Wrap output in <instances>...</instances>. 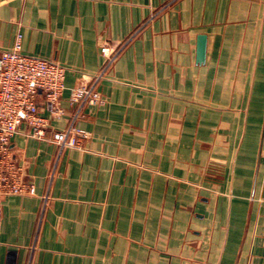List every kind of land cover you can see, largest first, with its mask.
<instances>
[{"label":"crops","instance_id":"0c3cea01","mask_svg":"<svg viewBox=\"0 0 264 264\" xmlns=\"http://www.w3.org/2000/svg\"><path fill=\"white\" fill-rule=\"evenodd\" d=\"M19 36L66 70L47 137H89H15L36 195L2 198L0 264H264V0H0V57Z\"/></svg>","mask_w":264,"mask_h":264},{"label":"built area","instance_id":"2783aa9c","mask_svg":"<svg viewBox=\"0 0 264 264\" xmlns=\"http://www.w3.org/2000/svg\"><path fill=\"white\" fill-rule=\"evenodd\" d=\"M121 47L102 48L104 64L101 72L72 93L71 101L80 107L102 103L97 86L114 61ZM66 70L60 64L27 56L22 52L19 36L12 50L0 57V204L7 196H35L36 186L25 165L18 160L14 150L15 137L28 128V136L48 141L61 153L67 148H77L89 135L72 125L66 131L47 137L49 119L40 112L39 96L47 103L57 104L65 90Z\"/></svg>","mask_w":264,"mask_h":264},{"label":"water","instance_id":"95a60500","mask_svg":"<svg viewBox=\"0 0 264 264\" xmlns=\"http://www.w3.org/2000/svg\"><path fill=\"white\" fill-rule=\"evenodd\" d=\"M205 49H206V39L201 37L199 39V59L202 62L205 57Z\"/></svg>","mask_w":264,"mask_h":264}]
</instances>
